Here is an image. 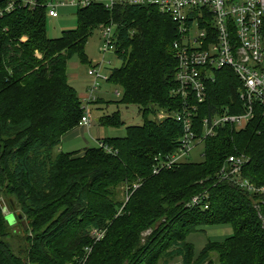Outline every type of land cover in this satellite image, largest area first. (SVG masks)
Returning a JSON list of instances; mask_svg holds the SVG:
<instances>
[{"label": "trees", "instance_id": "obj_1", "mask_svg": "<svg viewBox=\"0 0 264 264\" xmlns=\"http://www.w3.org/2000/svg\"><path fill=\"white\" fill-rule=\"evenodd\" d=\"M8 1L0 0V6ZM48 1L55 0H37L33 9L0 18V197L13 200L26 226L25 246L17 254L0 206V264H77L84 258L85 264H170L175 257L181 264H215L213 251L218 264H264V106L254 105L245 126L225 124L206 137L202 161L185 160L153 174L155 158L177 151L183 133L173 117H149L179 111L185 103L175 93V23L151 4L108 10L91 3L77 8L74 29L49 38ZM111 25L121 63L107 81L122 88L119 103L139 106L142 124L80 153L54 152L83 114L68 83V61L77 54L90 65L84 52L88 37ZM206 90L193 116L198 135L205 117L243 111L232 70L216 71ZM98 123L123 125L119 111ZM230 155L245 157L241 177L257 190L219 178ZM194 196L200 204L186 206ZM216 225H230L232 234L207 240L196 254L188 236ZM100 232L103 237L95 241Z\"/></svg>", "mask_w": 264, "mask_h": 264}, {"label": "built area", "instance_id": "obj_2", "mask_svg": "<svg viewBox=\"0 0 264 264\" xmlns=\"http://www.w3.org/2000/svg\"><path fill=\"white\" fill-rule=\"evenodd\" d=\"M91 3H102L108 10L118 4L155 5L176 25L177 37L172 43L177 61L175 93L185 103L176 112L160 110L158 118L173 117L181 122L183 133L178 140L177 151L155 158L153 174L185 161L192 149L203 144L206 137L213 136L219 126H245L253 116L254 105L264 106V0H55L46 4L47 17H58L56 8L59 6L80 8ZM36 4L37 0H9L0 6V18L15 9H33ZM113 36V25L102 29L105 50H114ZM223 68L232 70L238 78V99L243 111L233 114L225 110L216 116L205 117L202 134L198 135L193 116L198 104L206 100L207 83L214 82L215 72ZM87 73L93 77V84L83 98V114L78 122L83 126L90 125V104L96 99L94 92L98 81H107L108 78L101 75L98 64L91 66ZM245 160L243 155L228 156L218 176L247 190H257L241 177ZM138 186L135 184L134 188ZM200 202V196H194L186 206H197ZM102 237L103 232L96 234L97 239Z\"/></svg>", "mask_w": 264, "mask_h": 264}, {"label": "rangeland", "instance_id": "obj_3", "mask_svg": "<svg viewBox=\"0 0 264 264\" xmlns=\"http://www.w3.org/2000/svg\"><path fill=\"white\" fill-rule=\"evenodd\" d=\"M58 12V17L51 18L47 17L46 23V31L47 36L49 38H57L61 35L63 31L72 30L77 25V7L70 5H63L56 8ZM104 27L99 26L97 29H94L91 35L88 37L86 45L84 47L85 55L87 56L88 62L90 65L98 64L100 66V72L102 76H108L110 74L111 69L116 68L120 65L121 61L117 57L114 50H105V40L102 37V29ZM25 39V38H24ZM89 64H83L80 62L77 54H74L68 61V83L73 86L83 104V98L88 94L92 84L93 77L88 75V70L90 69ZM118 92V93H117ZM95 100L90 104V112L92 113V117H101L103 115H110L116 111L120 112L121 120L123 121V125L121 127H111V126H103L104 132L108 137H123L126 134V127L133 125H141L142 124V116L140 112V108L138 105L130 104L124 105L119 103L118 101L123 96L122 88L110 83L109 81H98V86L94 92ZM97 98L103 99L108 102L107 104L102 105V109H99L97 106L93 105V103L97 100ZM118 102V103H117ZM155 116H149L152 119L159 120L158 114ZM100 125L97 121H94V125ZM101 126V125H100ZM76 144L75 146L80 149L81 147H96L97 142L90 141L86 146H80ZM62 146H57L54 149V152L59 151V148ZM61 148V151H67L69 148L64 146ZM74 148V146H72ZM71 148V149H73ZM203 150L204 145L202 143L196 145L192 151L186 156V161L188 162H200L203 160ZM70 151V150H69ZM73 151V150H71ZM134 189V187H133ZM118 197L120 200L126 199V187H119ZM0 206L2 209V214L6 215V219L10 224V227L13 233H10L7 238L8 242L11 244L13 251L17 254L22 253L23 248L25 246L24 238V228L25 223L22 221V216L14 204L13 200L10 197H0ZM19 220V223L18 221ZM21 220V221H20ZM149 231L144 232L143 235L147 234ZM232 234V228L230 225H216L204 227L202 231L190 234L188 236V240L193 244L195 253H199V251L203 248L204 244L207 240L213 242H220L226 237ZM93 238V237H91ZM94 239V238H93ZM99 239H95L97 241ZM91 248H86V256L90 253ZM211 259L218 264L217 262V254L215 251L210 253ZM86 258L79 259L77 264H85ZM163 260L159 261L158 264H163ZM170 264H181L180 257H175L173 260L169 262Z\"/></svg>", "mask_w": 264, "mask_h": 264}, {"label": "crops", "instance_id": "obj_4", "mask_svg": "<svg viewBox=\"0 0 264 264\" xmlns=\"http://www.w3.org/2000/svg\"><path fill=\"white\" fill-rule=\"evenodd\" d=\"M68 68H69V66L67 64V71H68ZM108 76H109V74H108ZM67 77H68V74H67ZM97 99L100 101L97 103L94 102L93 105L97 106L99 109H102V105H104L105 101L103 99H100V98H97ZM91 115H92V113L90 112V125L89 126H83V125L77 124V126L73 127L72 129L67 131L65 134H63V136L61 138L62 146L59 148V151H61V148H64L63 147V145H64V146H67V148H69L67 151H65L66 153H73V152H79L80 153V152H83L84 149H86L87 147H81L80 149H75V148H77L75 146L76 144H78L80 146H86L89 144L90 141H93V142H97V145H98L99 141L101 139L108 137L105 135V134H107V132H104L103 126H100L97 124L94 125V121L98 122L99 117H96L94 120V118ZM61 143H60V145H61ZM72 146H74V148ZM71 148H73V149H71ZM71 150H73V151H71ZM62 152H64V151H62Z\"/></svg>", "mask_w": 264, "mask_h": 264}]
</instances>
